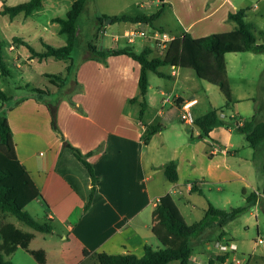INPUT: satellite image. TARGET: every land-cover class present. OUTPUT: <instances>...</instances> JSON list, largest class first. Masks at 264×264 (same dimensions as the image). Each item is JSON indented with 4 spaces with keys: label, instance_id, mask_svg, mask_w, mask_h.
<instances>
[{
    "label": "crops",
    "instance_id": "obj_1",
    "mask_svg": "<svg viewBox=\"0 0 264 264\" xmlns=\"http://www.w3.org/2000/svg\"><path fill=\"white\" fill-rule=\"evenodd\" d=\"M149 1H158V5L160 3L159 0H147ZM89 2L91 0H88L80 22L90 20L89 29L92 35L97 17L107 12L98 14V11L89 7ZM147 2L137 0L139 6H144ZM164 3L166 5L162 15L167 9L171 10L175 15L176 23L173 26L167 24V29L163 25H154L162 27L165 31L169 30L174 35L188 31L196 37L231 30L234 22L228 20L229 13L240 8L246 9L245 7H252L255 11L253 13L255 18L249 19L247 12L245 18L255 25L256 31V27H259L258 18L263 15L259 8L264 7V0H254L248 4L234 0H164ZM106 22L104 32L108 35L111 28L110 22ZM141 25L150 24L130 22L129 27ZM154 29L158 28L154 27ZM258 39L263 42L259 36ZM113 40V44L109 47L118 45L114 36ZM19 46L11 44L10 49L15 50ZM233 53L237 52L227 54ZM240 53L254 58L260 52L245 51L238 54ZM89 55L83 56L76 63L75 71L64 87L56 86L57 90L72 91L70 94L75 102L74 105L66 99L60 102L57 111L59 132L52 127L48 107L33 93L23 95L15 104L7 106V117L13 131L18 157L29 170L41 192V195L33 200L40 204L41 215L37 217L33 215L39 221L50 222L54 228L52 232H41L29 225L31 230L24 229L12 220L11 215H8L6 220L34 233L29 247L42 249L45 261L39 262L29 251L23 249L40 264H100L96 257L99 251L123 253L133 250L143 254L145 246L152 245L153 238H157L160 242L170 240L171 235L164 229L161 218L156 214L157 201L166 193H171L173 197L174 194L189 198L205 197L199 181L228 183L235 177L238 178L239 183L234 189H240L242 193L243 189H246L247 193L254 190L263 191L253 185L254 177L233 169L227 161L228 157H219L223 162L215 161V156L219 153L235 156L236 151H232L231 148L235 145L232 131L237 128L238 121L242 123L240 118L247 119L256 113L260 105L257 104V101H260L258 97L250 92L237 91L230 82L234 102L231 107L224 108L231 111L227 113L224 109H219V117L229 121V124L218 123L207 136L208 138L202 137L204 140L209 139L210 153L208 162L198 167L189 150L199 141L186 139L183 143L172 147L164 139L163 130L173 126L174 111L178 110V115L180 114V104L183 101L196 99L192 106L193 112L198 111L196 117L217 107L212 106L199 112L200 100L197 96L185 97L175 91L169 97L163 85L152 89L149 78L147 107L141 116V101L131 100L138 93L141 71L139 61L127 54H120L109 56L105 63L90 58ZM34 58L31 54L28 57L29 60ZM165 72L168 76L164 77L174 78L173 89L179 80L189 85V81L202 79L195 70L190 71L186 67L171 66V70ZM228 73L230 79L229 68ZM261 98L259 115L264 119V89ZM242 100L253 101L251 110L245 112L241 109ZM153 109L154 112L150 116H145ZM158 122L163 123L164 127L152 134L150 140L145 142L143 136L148 125ZM191 130L194 135L193 128ZM225 130L228 132L227 135H223ZM196 134L201 136L199 127ZM157 138L163 142L158 143ZM64 140H68L83 152L92 151L88 159L93 164L99 179L87 209L85 206L90 200L92 175L72 150L63 146ZM215 143L224 144L225 147L220 149L212 145ZM263 143L264 141L255 149ZM188 156L190 158H187ZM172 159L177 162L179 175L178 180L174 182L170 181L164 172L165 165ZM243 160L252 163L248 158ZM222 163L224 169L221 168ZM241 165L242 163L239 162L238 166ZM194 184L198 190H193ZM204 202L205 214L208 203L206 199ZM212 241V239L206 240L208 247ZM225 241L236 242L226 233L223 239L217 242L219 248L220 243ZM258 242L259 240H256V243ZM19 248L22 247H18L13 253ZM237 249L220 248L219 253L211 258L214 259V264H241L237 263L238 258L235 254ZM12 254L6 257L11 259ZM192 255L194 259L191 263L198 261L197 256ZM218 255L223 258H219ZM249 261L254 264H264V253L254 248L249 255ZM172 262L181 264L179 260ZM199 264L204 263L199 262Z\"/></svg>",
    "mask_w": 264,
    "mask_h": 264
},
{
    "label": "trees",
    "instance_id": "obj_2",
    "mask_svg": "<svg viewBox=\"0 0 264 264\" xmlns=\"http://www.w3.org/2000/svg\"><path fill=\"white\" fill-rule=\"evenodd\" d=\"M157 10L152 14H107L102 13L96 19L95 36L89 38L86 46L90 52L89 57L107 63V58L113 55L127 54L139 61L141 71L138 81V93L131 99L141 101L142 116L147 107V92L149 89V72L153 71L159 76H168V73L161 70V66L170 65L177 67L192 68L197 75L220 87L226 97L224 107H231L234 100L232 97L231 84L227 68L226 54L229 52H264V42H260L255 32V25L246 20V9L240 8L231 11L228 20L234 22V27L228 31L212 32L203 36H193L190 32L176 34L162 49L161 53L154 54V45L146 44L142 50L138 51L132 45H118L116 47H103L99 44V34L104 31L107 19L113 22L129 21L132 23H145L154 25L165 10L164 0H159ZM88 0H74L71 8L65 17H56L54 20L60 23V32L67 35V43L55 46L43 40L44 49L36 50L24 38L15 36L11 44L19 46L26 45L31 57L39 59L54 57L69 60L66 72L46 73L50 81L58 88L64 87L69 81L73 65L76 61L73 58L74 50L78 44L80 17L86 7ZM43 5V0H27L18 4L2 3L0 13L8 14L11 18L20 13L25 16L31 15ZM154 27L165 31L162 27ZM98 40V42H97ZM0 68L4 73L8 72L6 61L3 55V47L0 43ZM28 86V85H27ZM31 91L38 100L46 104L50 111L52 127L60 131L57 124L58 104L52 103L48 97L51 90L48 88L32 87ZM0 98L8 100L10 97L0 88ZM73 104L75 102L71 100ZM260 108L250 118L241 119L237 122V128L242 131L249 146L257 148L264 141V119L259 115ZM218 123L228 125L229 121L219 117V109L211 108L202 115L196 117L195 124L201 130V137L209 136L210 132ZM164 124L161 122L149 124L144 132V141L148 142L155 132L161 130ZM64 147H69L72 152L87 166L92 175V191L90 200L86 204L88 208L93 198L96 182L99 177L96 175L93 164L88 159L92 151L83 152L79 147L73 145L68 140H64ZM165 175L170 181H177L178 166L176 160L172 159L165 165ZM193 190H198L194 184ZM202 191V190H201ZM243 194L248 204H259L264 211V189L262 192L251 191L247 193L243 189ZM41 195L40 189L33 180L29 170L18 157L16 144L13 138V131L10 126L7 113L0 115V264H16L7 255L12 254L18 247L29 251L39 262L43 263L44 251L42 249H31L29 247L34 233L23 230L13 222L7 221L8 215L15 216L20 221L41 232H52L53 225L47 221H39L26 206ZM243 207H233L227 210L215 206L209 202L204 216L192 223H188L183 215L177 201L171 193L161 196L156 204V214L161 218V224L171 239L164 242L163 246L154 248L146 245L143 254H138L133 250L123 253H108L99 251L96 257L100 264H170L174 260H179L181 264H190V256L193 252L191 238L202 234L206 229H218L231 219H234ZM218 240H222L226 231H219ZM88 252H86L87 254ZM223 258L222 256H219ZM214 259H210V264H214Z\"/></svg>",
    "mask_w": 264,
    "mask_h": 264
},
{
    "label": "rangeland",
    "instance_id": "obj_3",
    "mask_svg": "<svg viewBox=\"0 0 264 264\" xmlns=\"http://www.w3.org/2000/svg\"><path fill=\"white\" fill-rule=\"evenodd\" d=\"M27 0H0V9L2 3L18 4ZM74 0H44L43 6L34 11L31 15L25 16L24 13H20L14 18H11L8 14L0 13V43L3 47V55L6 61L8 72L4 73L0 68V88H2L6 94L10 97L8 100H2L0 98V115L7 113V106L9 104H15L19 97L26 94H32V87L48 88L52 91L48 99L55 104H60L63 99L71 102L72 91L57 90L56 85L50 81L46 73H59L66 72L67 64L69 60L62 58L48 57L40 60L35 57L33 60H29L28 57L31 54L29 48L26 45H20L17 49L11 50L10 45L12 39L15 36H19L28 41L36 50L44 49L43 40L49 42L55 46L64 45L67 43V35L60 32V23L55 21L56 17H65L69 9L71 8ZM147 2V0H142ZM234 2H254V0H234ZM245 4V3H243ZM89 7L98 14L107 12L110 14H136L147 13L152 14L157 10L158 1L147 2L144 6H139L137 0H91ZM246 12L253 17L254 10L252 7H245ZM260 12L263 15L258 18V25L256 27V34L264 42V7H260ZM258 13V12H257ZM252 16V17H251ZM175 15L171 10H166L165 14L160 19L155 21V25L167 26V24L173 26L176 23ZM90 20H82L79 26L78 44L73 53V58L76 61L81 60L83 56L90 54L86 42L89 38L95 36L96 27L94 31L89 29ZM97 25V24H96ZM111 32L106 35L104 31L99 34V44L103 47H109L113 44V36L118 35V45H132L136 50L140 51L146 44L154 45V54L162 52V49L155 45L150 39L145 36H137L135 41H128V38L123 35L126 28H130V22L116 21L109 23ZM142 28L151 31L154 29L151 25H141ZM105 29V28H104ZM167 29V27H166ZM124 30V31H123ZM262 30V31H261ZM169 31V30H168ZM263 36V37H262ZM98 42V40H97ZM117 45V46H118ZM233 53L227 54L228 68L230 70V82L237 91H246L254 94L260 99L257 101L261 107V96L264 89V52L258 53L254 58L248 56L245 53ZM236 55V56H235ZM163 71H170V65L161 66ZM190 71H194L192 68H188ZM75 71V65H73L71 74ZM150 82L152 89H156V86L163 85L166 88L167 96L171 97L174 92H180L185 97L197 96L200 100L199 112L211 108L212 106L229 113L231 110L224 108L226 103V97L220 87L205 79L189 81V85L185 81L179 80L173 89L174 78L162 77L153 71L149 72ZM28 85V86H27ZM74 101V100H73ZM252 102L247 100L241 101V109L248 112L252 108ZM71 105H74L72 102ZM169 106V105H166ZM258 110V109H257ZM180 111V110H179ZM154 112V109L148 111L145 116H150ZM198 114V111H194V115ZM180 115V114H179ZM178 115V110L174 111V124L170 128L163 130V137L172 147L183 143L186 139H195L199 141L195 146L190 148V153L195 158V161L199 166L205 165L209 160L210 142L209 139H203L200 135L196 134L198 126L196 124H187L182 121ZM236 124V123H235ZM234 124V125H235ZM194 135H192V130ZM234 146H231L232 151H236L235 156H227L229 154L219 153L215 156L216 162H223L221 156H226L227 161L231 167L240 172L254 177L253 185L259 189H264V143L258 148L249 146L244 134L239 129L234 128L232 131ZM227 130L223 135H227ZM159 137V136H158ZM205 138H208L205 136ZM158 143L163 142L160 138H157ZM220 149L224 148V144L215 143L212 144ZM245 146V147H243ZM187 158H190L189 156ZM248 158L252 163L246 162L243 159ZM242 163L241 167L238 164ZM227 164V162L225 163ZM223 168V163L221 164ZM200 187L203 188L205 197L194 196L189 198L187 196H180L174 194V198L180 206L183 215L188 223H192L199 220L204 215L205 199L207 203H213L217 207H221L227 210H231L233 207H243V211L240 212L234 219L229 220L223 228L218 229H206L199 237L193 236L191 238L193 252L197 256V260L190 264H210L211 257L219 253V234L222 229L227 233L228 237H231L238 243V249L235 252L236 257L241 260V264H254L249 261V255L252 254L254 248L259 249L264 253V211L259 204H248L247 200L240 191V189H234V186L239 183L238 178L233 177L230 182H213L211 181H199ZM198 195V194H196ZM207 204V205H208ZM38 202L33 201L26 206V209L36 217L40 216L42 212L41 206ZM12 220L24 229L31 230V227L24 222L12 216ZM158 225L159 222H158ZM260 238L262 240L260 241ZM212 239L213 241L208 247L206 240ZM256 240H259L256 243ZM37 242H34V244ZM154 248L163 246L164 242H160L157 238H153L151 241ZM256 245V246H255ZM10 258L16 264H40L31 254L26 252L23 248H19L13 253ZM250 262V263H249ZM178 262H172L176 264Z\"/></svg>",
    "mask_w": 264,
    "mask_h": 264
},
{
    "label": "built area",
    "instance_id": "obj_4",
    "mask_svg": "<svg viewBox=\"0 0 264 264\" xmlns=\"http://www.w3.org/2000/svg\"><path fill=\"white\" fill-rule=\"evenodd\" d=\"M125 37L128 38V41H135L137 36H145L147 39H150L155 45L163 49L170 40H172L175 35L169 31H161L160 29H153L148 31L142 26H131L126 29L123 33ZM115 40H118V35L114 36ZM196 102V99H191L183 101L180 104V117L183 122L187 124H195L196 116L194 115L192 106ZM261 241V240H260ZM238 245L234 241H225L220 243V248L222 250L228 249H237ZM194 259L193 255L190 256V262ZM237 263H241V260L238 259Z\"/></svg>",
    "mask_w": 264,
    "mask_h": 264
},
{
    "label": "water",
    "instance_id": "obj_5",
    "mask_svg": "<svg viewBox=\"0 0 264 264\" xmlns=\"http://www.w3.org/2000/svg\"><path fill=\"white\" fill-rule=\"evenodd\" d=\"M107 21L111 22V21H112V19H111V18H109V19H107Z\"/></svg>",
    "mask_w": 264,
    "mask_h": 264
}]
</instances>
